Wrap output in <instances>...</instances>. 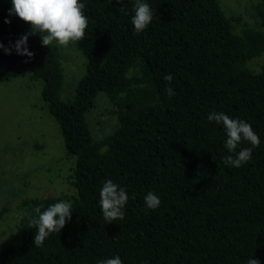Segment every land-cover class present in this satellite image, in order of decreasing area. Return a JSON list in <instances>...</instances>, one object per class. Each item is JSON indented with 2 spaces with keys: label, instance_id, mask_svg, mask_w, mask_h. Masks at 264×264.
<instances>
[{
  "label": "trees",
  "instance_id": "16d2710c",
  "mask_svg": "<svg viewBox=\"0 0 264 264\" xmlns=\"http://www.w3.org/2000/svg\"><path fill=\"white\" fill-rule=\"evenodd\" d=\"M80 2L88 27L76 46L86 73L64 101L58 47L29 36L34 56L18 55L13 45L31 27L0 0V43L11 50L0 49V84L27 73L42 81V99L76 157L77 191L71 220L41 247L28 214L66 197L25 200L20 240L0 251V264H97L117 255L123 264H264V67L258 74L248 68L264 55V33L228 17L220 0H143L153 19L141 33L131 23L135 0ZM256 12L264 26V0ZM100 93L119 126L96 140L87 115ZM213 111L246 121L260 138L240 168L223 162L231 153L223 126L208 120ZM244 147L252 146L243 142L236 151ZM107 180L129 196L125 218L111 224L99 205ZM148 192L161 201L154 210L145 204Z\"/></svg>",
  "mask_w": 264,
  "mask_h": 264
},
{
  "label": "rangeland",
  "instance_id": "374dc122",
  "mask_svg": "<svg viewBox=\"0 0 264 264\" xmlns=\"http://www.w3.org/2000/svg\"><path fill=\"white\" fill-rule=\"evenodd\" d=\"M261 1L220 0V3L228 17H240L242 23L264 33L256 12ZM9 2L11 4V0ZM235 30L240 34L242 26L235 24ZM53 45L58 47L65 70L60 97L69 101L86 73V58L76 43L67 47L56 42ZM263 67L264 55L248 65L255 74ZM30 76L27 73L0 84V211L8 210L0 221V251L20 240L18 214L26 213L25 200L64 196L67 202L73 203L77 197L71 184L76 157L67 153L60 127L42 99V81ZM112 110L108 97L100 93L96 107L87 115L96 140L111 135L118 128L119 122Z\"/></svg>",
  "mask_w": 264,
  "mask_h": 264
},
{
  "label": "clouds",
  "instance_id": "9594fccd",
  "mask_svg": "<svg viewBox=\"0 0 264 264\" xmlns=\"http://www.w3.org/2000/svg\"><path fill=\"white\" fill-rule=\"evenodd\" d=\"M120 2L121 0H116V3ZM11 4L12 8L9 10V16H18L20 20L31 26L30 31L13 45L18 55L27 56L30 59L34 56V53L28 50L29 36L38 35L42 46L48 48L53 42L62 47H67L70 43L79 42L85 37L88 19L83 11L86 5L81 3L80 0H11ZM120 10L123 11L122 8ZM133 12L131 23L135 31L141 33L152 22V9L143 0H135ZM5 23L11 24V20H5ZM0 49H4L2 43H0ZM4 51L11 55L10 49H4ZM163 79L170 84L173 76L167 74ZM166 92L169 97L175 95L170 86L166 89ZM208 120L222 125L226 131L225 146L231 154L223 158L224 164L229 167L240 168L248 163L252 158L253 148L258 147L260 144V138L252 126L244 120L232 119L223 112H211ZM243 142L250 144L252 147H244L237 152L238 145ZM128 199V193L124 188L111 180L104 182L100 190L99 205L107 224L125 218L124 208ZM145 204L147 208L154 210L160 206L161 201L156 194L148 192L145 196ZM34 212L37 214L36 217L28 214V222L30 227L36 228L35 247H41L51 234L60 233L66 222L71 220L73 213L72 204L67 201L50 205L44 211H41V207L37 206ZM25 215V213L18 214V219H23ZM97 264H123V262L117 255L114 258L99 260ZM247 264H260V261L256 258H249Z\"/></svg>",
  "mask_w": 264,
  "mask_h": 264
}]
</instances>
